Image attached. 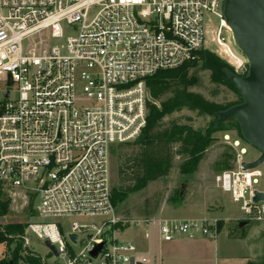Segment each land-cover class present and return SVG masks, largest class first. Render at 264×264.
<instances>
[{"label":"built area","instance_id":"built-area-1","mask_svg":"<svg viewBox=\"0 0 264 264\" xmlns=\"http://www.w3.org/2000/svg\"><path fill=\"white\" fill-rule=\"evenodd\" d=\"M224 2L0 0V196L34 197L26 231L48 241L62 264H146L134 242L120 239L128 225L111 201L110 148L141 134L145 79L196 59L204 48L205 13L219 19L213 40L235 75L247 73V62L221 36V29L229 31ZM231 144L233 168L214 182L240 203L245 220L264 222V202L252 201L264 191V171L243 170L247 150L237 139ZM220 222L153 216L131 228L143 230L144 240L154 231L162 243L179 236L215 241Z\"/></svg>","mask_w":264,"mask_h":264},{"label":"rangeland","instance_id":"rangeland-1","mask_svg":"<svg viewBox=\"0 0 264 264\" xmlns=\"http://www.w3.org/2000/svg\"><path fill=\"white\" fill-rule=\"evenodd\" d=\"M219 19L207 12L203 16V26L205 31L204 48L215 52L221 58L224 54L215 43V31L218 28ZM221 36L224 37L230 49L240 58L245 57L238 51L233 44L230 31L221 29ZM190 74H193L198 82L189 90L200 95L205 100L218 104H227L234 102L237 99L235 93L223 86H216L210 82L209 72L201 70L198 67L192 68ZM0 89H5L0 86ZM158 105L159 102H156ZM189 118L190 120H187ZM179 120L181 123H188L194 129L204 130L208 127L212 118L209 116H200L196 112L181 110L174 113L170 117L164 119V123L169 120ZM229 136V140L225 136ZM237 138L247 150L244 157L246 161H252L259 155L258 151L248 144L244 139L236 137L234 131L228 133H215L212 136V143L207 149L204 159L200 162L198 170L193 174L180 175L176 165L179 158L175 157L173 168L166 177L158 179L150 183L141 191L129 196L122 204L116 207L118 214L122 220H125L128 229L125 232H120V239L134 242L138 247L136 258L145 259L148 264H167L162 258L160 251L153 248L152 243L155 239V232L152 234V239L144 240L142 238L143 230H134L131 228V222L140 219L159 216L163 218L188 219L200 217H215L222 221V230L217 239L210 240L204 237L205 244L202 249L198 248L194 239H188L186 236H179L177 239L184 240L180 243V251L176 253L174 264H243L240 257L247 256L250 260L258 263L260 258L253 256V253L264 255V222L249 221L244 227L239 224L244 222L246 216L240 210V203L232 202L229 193L223 192L214 182L216 175L225 171L221 165H217L222 161L225 155L230 156L228 167L226 170L233 168V159L236 150L232 147L231 142ZM117 145L110 148V171L112 186L117 185L116 169L118 166V154L129 153L133 146H124L116 149ZM264 171V164L260 166ZM261 189H264V178L260 181ZM178 193L183 199L182 201H168ZM9 198V206L7 213L0 216V228L7 224H21L25 226L24 237L28 240V245L23 244L22 252L30 253L38 256L43 264H62L61 260L44 245V241L37 238L31 231L27 230V224L32 220L35 211V201L31 203V197L20 191L6 192ZM157 199H160V204L155 206ZM150 200V206L145 207L144 201ZM71 220L79 221L77 218ZM66 222V225L71 221ZM244 227V228H243ZM67 227L64 229L66 232ZM256 230H261L262 236L255 233ZM151 232V230H150ZM242 232L247 234L246 241H241L239 236ZM249 242V246L246 243ZM15 244L10 245V251L4 243L0 242V257L9 259L8 252L14 250ZM82 248V244L73 247L75 252ZM8 251V252H7ZM21 264V263H20Z\"/></svg>","mask_w":264,"mask_h":264},{"label":"trees","instance_id":"trees-1","mask_svg":"<svg viewBox=\"0 0 264 264\" xmlns=\"http://www.w3.org/2000/svg\"><path fill=\"white\" fill-rule=\"evenodd\" d=\"M197 67L209 72L211 83L232 90L237 99L227 104H218L191 92L189 88L195 86L198 79L190 74V70ZM233 75H235L234 68L224 58L203 48L197 53L196 59L175 69L158 71L145 79L149 97L146 101L145 126L134 142L119 144L116 147L118 150L124 146H133V149L129 153H117L119 162L116 169L117 185L112 186L111 190V201L115 207L150 183L166 177L173 168L175 157L179 158L176 167L180 175L195 173L213 141V134L234 131L236 137L243 139L234 116L219 125L217 122L219 112L242 103L230 80ZM246 75L247 73L244 74ZM156 102L159 104L157 105ZM183 109L196 112L200 116H209L212 121L204 130L194 129L190 124L175 119L163 122L165 118ZM230 159H232L230 156L225 155L217 165H221L222 169L226 170ZM0 197V216H2L7 213L9 198L7 193H2ZM30 197L32 203L34 197ZM182 199L176 192L168 201L180 202ZM150 204V200H145L143 205L148 207ZM159 204L160 199H157L155 206L158 207ZM244 222L249 221L244 220ZM221 227L222 221L219 223V230ZM24 228L22 223L7 224L0 228V242L6 245L7 250L10 251V245L15 244L14 250L7 251L9 259L3 260L1 264H43L38 256L22 252L23 241L20 237L24 234ZM247 264H264V256L258 263L247 262Z\"/></svg>","mask_w":264,"mask_h":264},{"label":"water","instance_id":"water-1","mask_svg":"<svg viewBox=\"0 0 264 264\" xmlns=\"http://www.w3.org/2000/svg\"><path fill=\"white\" fill-rule=\"evenodd\" d=\"M222 16L233 44L246 59L248 71L246 76L230 78L242 103L219 112L217 122L219 125L229 117H235L242 138L259 153L256 159L241 165L243 170H253L264 164V0H225ZM252 201L264 202V191H255ZM244 224L241 222L239 226ZM69 238L74 241L75 235ZM106 242L107 236L91 255L95 257ZM44 245L56 256L48 241Z\"/></svg>","mask_w":264,"mask_h":264},{"label":"crops","instance_id":"crops-1","mask_svg":"<svg viewBox=\"0 0 264 264\" xmlns=\"http://www.w3.org/2000/svg\"><path fill=\"white\" fill-rule=\"evenodd\" d=\"M247 225L244 224V227ZM243 227V228H244ZM222 230V227L219 231V234ZM255 233H259L260 236H262V233L261 230H256ZM200 236H197L194 238V243L195 245L202 249V247L204 246V244L206 243L205 242V238H198ZM240 240L241 241H246V238H247V234H245L244 232H242L241 236H239ZM184 240H180V239H176L174 240L173 242H170V243H162V242H159L157 240H154V242L152 243L153 245V248L156 250V251H160L161 254H162V258L164 259L165 262H167V264H174V261H175V257H176V253H178L181 249H180V243H183ZM246 246L248 247L249 246V242L246 243ZM253 256H255L256 258H262L264 255H262V253H259V254H256V253H253ZM241 261L243 264H247V262H253V263H256L252 260L249 259V257L247 256H241L240 257ZM3 260H6L4 259L3 256L0 257V264L2 263ZM148 264V263H146Z\"/></svg>","mask_w":264,"mask_h":264},{"label":"bare ground","instance_id":"bare-ground-1","mask_svg":"<svg viewBox=\"0 0 264 264\" xmlns=\"http://www.w3.org/2000/svg\"><path fill=\"white\" fill-rule=\"evenodd\" d=\"M224 25L226 26L225 22H224ZM227 27V26H226ZM228 28V27H227Z\"/></svg>","mask_w":264,"mask_h":264}]
</instances>
